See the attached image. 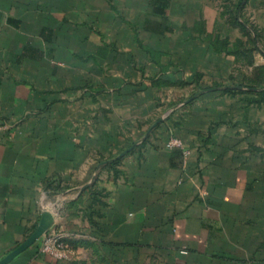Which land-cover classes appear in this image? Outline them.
Returning <instances> with one entry per match:
<instances>
[{
	"label": "crops",
	"instance_id": "crops-1",
	"mask_svg": "<svg viewBox=\"0 0 264 264\" xmlns=\"http://www.w3.org/2000/svg\"><path fill=\"white\" fill-rule=\"evenodd\" d=\"M241 2L0 0V264H264V0Z\"/></svg>",
	"mask_w": 264,
	"mask_h": 264
},
{
	"label": "built area",
	"instance_id": "built-area-1",
	"mask_svg": "<svg viewBox=\"0 0 264 264\" xmlns=\"http://www.w3.org/2000/svg\"><path fill=\"white\" fill-rule=\"evenodd\" d=\"M166 145L169 147L179 145V141L177 139H170ZM36 242L39 243L38 249L41 253H50L57 256L61 251L66 249L64 234L52 225L42 232Z\"/></svg>",
	"mask_w": 264,
	"mask_h": 264
},
{
	"label": "rangeland",
	"instance_id": "rangeland-1",
	"mask_svg": "<svg viewBox=\"0 0 264 264\" xmlns=\"http://www.w3.org/2000/svg\"><path fill=\"white\" fill-rule=\"evenodd\" d=\"M225 5L226 7L224 8L225 10L227 9L230 12V15L234 12V10L238 9L240 10L242 6L241 0H225ZM236 25V23H234ZM231 25V24H230ZM232 26V25H231ZM251 29L248 28L247 26H241L240 27V33L242 35H250ZM216 44H218L219 47L224 46V42L220 40L219 38H216ZM253 43L252 40L249 38L246 42H242L239 40H236L232 44V49L240 54H242L241 59L242 60H249L250 57L247 55V51L250 47H252Z\"/></svg>",
	"mask_w": 264,
	"mask_h": 264
},
{
	"label": "water",
	"instance_id": "water-1",
	"mask_svg": "<svg viewBox=\"0 0 264 264\" xmlns=\"http://www.w3.org/2000/svg\"><path fill=\"white\" fill-rule=\"evenodd\" d=\"M51 224L47 222L43 217L38 221L37 226L28 237V241L35 242L42 232L49 227Z\"/></svg>",
	"mask_w": 264,
	"mask_h": 264
}]
</instances>
